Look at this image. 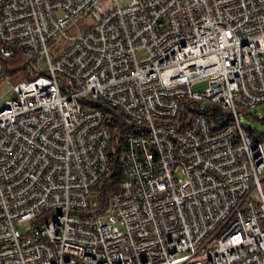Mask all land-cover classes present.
<instances>
[{
    "label": "built area",
    "instance_id": "2783aa9c",
    "mask_svg": "<svg viewBox=\"0 0 264 264\" xmlns=\"http://www.w3.org/2000/svg\"><path fill=\"white\" fill-rule=\"evenodd\" d=\"M96 1L0 0V82L25 77L0 106V264H264V144L241 118L264 104V0H116L70 37ZM106 108L132 129L127 176L92 214Z\"/></svg>",
    "mask_w": 264,
    "mask_h": 264
},
{
    "label": "trees",
    "instance_id": "16d2710c",
    "mask_svg": "<svg viewBox=\"0 0 264 264\" xmlns=\"http://www.w3.org/2000/svg\"><path fill=\"white\" fill-rule=\"evenodd\" d=\"M3 64L5 69L11 74L27 68L25 59L19 54H16L12 58L5 59ZM106 111L109 113L108 124L113 133V141L110 147L112 166L107 176L94 189V192L99 198V206L91 211L92 214L104 213L108 209L111 194L120 188L122 181L127 176L126 166L121 161L120 157L125 137L124 133L130 132L132 129L128 126L127 121L123 117L121 118L118 116L114 110L106 108ZM246 116L255 122L261 120L264 123V118L262 120L257 114L246 112ZM211 118L214 123L217 125L220 124L221 126H224L231 120L230 113L218 107L213 109ZM251 134L254 140L258 142L264 141V132H258L257 130L251 129Z\"/></svg>",
    "mask_w": 264,
    "mask_h": 264
},
{
    "label": "rangeland",
    "instance_id": "374dc122",
    "mask_svg": "<svg viewBox=\"0 0 264 264\" xmlns=\"http://www.w3.org/2000/svg\"><path fill=\"white\" fill-rule=\"evenodd\" d=\"M116 0H97L95 4L82 16L73 19L67 28V33L70 37H75L91 27L95 22H97L101 16H103L107 11L112 9L115 6ZM122 4H127V0H120ZM71 43V40L56 38L51 42V53L55 55L56 52L61 51V49L67 47ZM47 66L45 65V68ZM25 80V77H11L9 80L0 82V106L7 99H9L14 92V87L20 81ZM251 114H257L263 120L264 118V104L259 105L258 107L249 111ZM243 122L250 128H256L258 132H264V123L259 120L255 122L254 120L249 119L244 113L241 114ZM264 144V141H263ZM264 184V183H263ZM32 223L29 221L24 222L22 225H19V229L22 232H25Z\"/></svg>",
    "mask_w": 264,
    "mask_h": 264
}]
</instances>
